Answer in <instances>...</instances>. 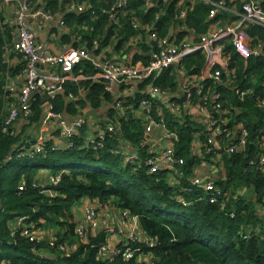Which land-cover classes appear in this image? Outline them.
<instances>
[{"label": "trees", "instance_id": "16d2710c", "mask_svg": "<svg viewBox=\"0 0 264 264\" xmlns=\"http://www.w3.org/2000/svg\"><path fill=\"white\" fill-rule=\"evenodd\" d=\"M88 4V11L83 14H66L65 8L69 2ZM115 0H41L44 9L52 15L64 14L67 27L72 36H80L81 41L75 47H84L92 51L93 41L105 47L114 32L108 19L102 15ZM187 1V0H185ZM261 7L264 10V0ZM136 16H144L141 3L135 0L131 5ZM175 3L170 4L174 10ZM5 8L0 5V262L4 264H264V168L259 164V158L264 155V110L259 101L264 100V59L251 57L246 60L233 54L231 46L227 52H232V68L235 70L234 86L248 95L242 101L234 94H227L225 86L212 87V93L221 94V100L228 102L234 109L230 117L229 127L233 130L242 124L248 132V145L243 152L229 156L224 154L226 175L217 186L224 195L225 208L195 202L191 206L180 203L177 197L178 189H172L163 172L149 174L144 165L146 152L141 148L144 129L141 119H128L112 111L108 118L118 121L119 138L129 140L138 146L140 160L134 164H124L122 158L115 154L116 138L108 140L104 149H85L79 139L73 140V147L47 155H37L33 158L5 161L12 153V147L19 136L2 134V104L13 101L9 88L15 84L13 79L17 74H24L28 62L17 55L13 49L15 28L6 16ZM210 6L196 2L188 11L187 24L197 34L207 32L210 20ZM152 11V10H151ZM149 11L148 13H150ZM94 12V16H92ZM5 22L7 24H5ZM123 30L117 33L118 45L134 35L127 20L123 21ZM83 27L87 28L82 29ZM41 30V26L38 25ZM165 31V27L163 28ZM247 34L254 43L264 44V31L249 28ZM106 35V39L105 38ZM61 42L69 43L70 34L63 35ZM123 45V44H122ZM11 59L15 65H10ZM186 68L196 64L199 73L201 61L185 62ZM73 75L91 78L96 73L89 62H81L73 69ZM12 83V84H11ZM83 85V87H82ZM154 85L160 91H176L175 76L168 74L155 80ZM209 87L212 83L207 84ZM60 89L63 96L58 95L54 101L57 112L66 111L76 114V106L67 104L63 97L69 94L77 97L80 90L84 91L85 100L78 106L89 104L93 110H98L112 99L105 94L102 83L92 81L79 84L62 83ZM192 94H197L196 90ZM142 96L136 98L135 105ZM39 99V96H36ZM47 99V98H43ZM32 108L30 125L41 117L40 102ZM157 108L163 111L167 122L176 128L179 139L175 146L176 158H182L184 165L179 168L186 179L191 176V169L197 165V159L192 152V133L195 123L187 118L179 121L171 117L161 105ZM228 107L227 105H224ZM156 108V109H157ZM153 115L155 116V110ZM119 119V120H118ZM240 133V131H236ZM47 146H49L47 144ZM223 153V152H222ZM252 161L253 165L249 162ZM47 172L56 180V184L42 187L43 175ZM224 180V181H223ZM24 182L25 190L18 191V186ZM226 182V183H225ZM190 193L181 195L186 202H191L203 196L200 188L189 186L184 181ZM241 189V197L238 194ZM43 190H50L54 196L48 197ZM242 191L250 193V199L245 198ZM81 200L91 202L98 212L115 211L118 214L126 212L137 217L140 231L144 238L155 241L156 246L149 249L146 243L129 246L140 248L142 255L150 256L151 262L131 260L121 257L108 258L100 255L102 245L106 243V230L100 229L96 234L87 233L81 237L76 231L83 221H78L74 206ZM264 206V204H263ZM260 207V210L258 208ZM262 209V211H261ZM27 217L26 225L33 224L37 233L35 240L22 234V229L16 227L19 218ZM15 225V226H14ZM248 227L258 228V233H250ZM49 231L52 234L49 235ZM53 241V246L50 242ZM64 248V251L60 249ZM45 251V252H44ZM1 264V263H0Z\"/></svg>", "mask_w": 264, "mask_h": 264}, {"label": "built area", "instance_id": "2783aa9c", "mask_svg": "<svg viewBox=\"0 0 264 264\" xmlns=\"http://www.w3.org/2000/svg\"><path fill=\"white\" fill-rule=\"evenodd\" d=\"M133 1L135 0H115L107 10L102 11V15L107 17L114 32V37L109 39L105 47L100 49L99 42L93 41V49L90 52L84 47L83 49L69 47L64 52L54 55L39 40V33L41 36L46 34L38 29V25L37 33L33 34L27 27L28 22L32 18L36 24L40 20V26L45 22L49 26L46 33L56 36L54 30L64 27L65 13L52 15L44 9L45 5L41 0H37L36 3L34 0H0V5L5 8L6 16L10 20L9 24L15 28L14 52L28 62L24 71V86L19 88L13 84L9 88L13 101L5 104L8 109L2 122V134L15 136V125L19 118L30 119L33 114L32 108L34 105H39L38 102H40L41 115L53 126L50 139L22 140L13 145L12 153L5 161L11 160L12 157L33 158L37 155H47L48 152L62 151L64 148L71 149L74 139L81 140L85 149H104L107 141L113 138L117 139L114 152L122 158L124 164H134L140 160L138 150L133 152L126 150L132 143L119 138L117 120L112 122L107 117L102 123L93 124L89 117L91 108L88 103L82 109V114L73 117L71 122L67 121L64 114L55 110L54 101L57 100L59 95L57 93L61 90L60 84L66 82L79 84L85 80L102 82L106 95L112 99L111 109L120 118L141 119L144 135L139 146L148 147L145 151L147 157L144 165L149 174L166 172L181 176L179 168L184 163L181 158H176L175 146L179 139L176 128L167 122L163 111L157 108V104H161L171 117L179 121L187 118L195 123L192 133L193 149L200 153L206 163L217 162L224 154L233 156L246 149L248 132L242 124L236 125L233 130L229 127L234 109L227 101L221 100V94L212 93V87L225 86L231 89L239 101H243L248 95L249 92L241 93L234 86L236 74L232 68V52H227V47L231 46L233 54L244 60L260 55L264 59V44L254 43L247 34L249 28L264 31V10L261 1L139 0L144 12L141 18H138L132 9ZM196 2L210 6L208 11L210 23L205 34H197L187 24L188 11ZM171 3H175L174 10L170 8ZM39 8L44 11H38ZM88 9L86 2L81 4L69 2L65 12L83 14ZM149 11L151 12L148 13ZM94 14L92 12V16ZM124 20H127L134 35L128 41L122 42L121 48L117 49L116 34L123 30ZM43 28L44 25L41 26V29ZM82 29L87 31L85 27ZM72 39L75 40L74 42L80 40L78 36H73ZM104 54L111 55L106 65L101 64ZM193 59L196 63L199 61L202 63L199 73H193L197 70L196 64H190V69L184 67L186 61ZM81 61L90 62L98 72L89 79L82 76L75 77L72 74L73 68ZM171 68H176L179 73L175 77L180 82V90L177 94L171 90L160 91L154 85L155 80L160 79ZM209 82L212 83L211 87L207 85ZM193 90H196L197 94H192ZM184 95L185 99L182 101ZM36 96H39V99H36ZM140 96H142L140 100L132 105V102H136V98ZM78 99L86 101L83 90L79 91L77 97L69 94L66 98L68 101ZM259 106L264 110V100L259 101ZM154 109H156L155 116ZM238 130L240 133H236ZM155 131H160L161 134L154 140L152 134ZM231 138H236V143H227ZM262 145L264 148V143ZM249 163L253 165L252 161ZM259 164L264 168V155L259 158ZM169 181L173 184L170 179ZM54 184L56 180L51 179L50 185ZM191 186L200 188L204 195L186 202L181 195L190 193V189L181 186L178 201L183 205L191 206L195 202H208L221 206L222 210L225 208L226 201L222 200L225 194L218 188L215 179L210 178L204 183L195 181ZM24 190L25 183L22 182L18 186V191ZM42 193L48 197L54 196L50 190H43ZM261 204L264 207V199L261 200ZM84 208L83 221L76 231L81 237H85L88 232L94 235L100 229L106 230L107 240L99 251L101 256L107 254L111 260L114 257H121L127 262L131 260L151 262L150 256H143L140 248L129 246L130 243L133 245L146 243L149 249L156 246L154 240L142 236L137 217L121 212L118 214L120 227L113 229L114 221L111 219L108 222V219H103L98 208L92 203L86 204ZM26 220L27 217L19 218L16 227L21 228L22 234L33 241L37 233L41 232L35 230L33 224L26 225ZM50 246H53V241L50 242ZM60 249L64 251L63 247ZM0 263L4 264V261Z\"/></svg>", "mask_w": 264, "mask_h": 264}, {"label": "crops", "instance_id": "0c3cea01", "mask_svg": "<svg viewBox=\"0 0 264 264\" xmlns=\"http://www.w3.org/2000/svg\"><path fill=\"white\" fill-rule=\"evenodd\" d=\"M35 3L37 2V0H34ZM41 22V21H40ZM47 25H44V27H46ZM49 28V26H47ZM42 32H44L46 34V36H41V33H39V40L42 41L41 43H43L46 46V49L54 55H58L62 52L65 51L66 48H68L72 42L69 40V43H62L61 40L63 37L60 36V34L58 35H49L46 33V29H41ZM79 42V41H78ZM57 45L59 46V48H57ZM10 65H15V60L11 59L10 61ZM17 76H20L19 78H15L13 79L12 82H14L17 87H21L23 85L24 82V75L19 74ZM176 79V83H177V90L174 93H178L180 90V82H178V79ZM20 83V84H18ZM228 89V88H227ZM232 90L228 89L227 94H232ZM59 95L62 97L63 96V92L60 90L59 91ZM185 97V95H184ZM63 99H65V102L67 104H73V106H76V114L71 115L66 111V108L63 109V111L61 112L62 114H64L66 116L67 121L71 122L73 120V117H75L78 114H82V109L86 107V104H84V106L79 107L78 103L79 102H83L82 99H78L77 101H68L66 100L65 97H63ZM227 101V100H226ZM91 108V107H89ZM7 109L8 107L5 106V104H2V111H1V115L3 116L4 114L6 115L7 113ZM112 109H111V104L110 103H105L102 105V107H100V109L98 110H93L92 108L89 109V117L91 119V121L95 123L100 122L102 123L104 120H107V117L109 116V114L111 113ZM53 132V126L49 123V121H47L43 115H41V117H39V120H37L36 123L31 124L29 122V119H24L22 117L19 118L18 122L15 125V136H19V140L17 143L22 142V140L25 141H35V140H45V139H50L49 135H51ZM161 134L160 131H155L152 134V139H156L159 135ZM161 148V147H160ZM192 148H193V144H192ZM126 150L133 152L138 150V146L136 145H130L126 148ZM146 151V150H144ZM139 152V150H138ZM200 154V153H198ZM211 161H201L200 157H199V161H198V165H196L194 168L191 169V177L190 179L192 181H198L200 183H204V181L207 178H212L216 180V183L218 184V182L224 178V176L226 175L225 172V164H224V155L221 156V158L217 161V162H211ZM41 174L43 175V181L41 183L42 187H46L48 186V184H50V180H51V176L49 173L45 172H41ZM167 177L172 181L174 188H177L178 191L180 189L181 186L184 185V179H182L180 176H176L172 173H167ZM168 179V183H170ZM224 181V180H223ZM226 183V182H225ZM238 194H240L241 197V189L239 190ZM242 194H245V198L246 199H250V193L248 191H242ZM226 198H227V194H226ZM242 198V197H241ZM91 203L86 201L85 205ZM84 205V207H85ZM258 208V207H257ZM258 210H260V207L258 208ZM84 211L85 208L83 209V218H84ZM100 216L103 217V219H108V222L111 221V219L114 221L113 222V229L114 227L119 228L120 225L118 223V213L113 211H108L105 212H99ZM105 216V218H104ZM83 220V219H82ZM80 220V221H82ZM79 221V222H80ZM16 224V223H15ZM15 226V225H14ZM250 233H258V228H254V227H248ZM52 234V231H49V235Z\"/></svg>", "mask_w": 264, "mask_h": 264}, {"label": "rangeland", "instance_id": "374dc122", "mask_svg": "<svg viewBox=\"0 0 264 264\" xmlns=\"http://www.w3.org/2000/svg\"><path fill=\"white\" fill-rule=\"evenodd\" d=\"M83 2H85V1H83ZM80 4H81V2H80ZM38 11H44L43 9H41V8H39L38 9ZM40 24V20H39V23L38 24H36L35 22H34V20H33V18L28 22V28H29V30H31V32L33 33V34H36L37 33V29H36V26L37 25H39ZM43 25H47L45 22H43V24H41V26H43ZM44 29H47V26L46 27H44ZM54 32H55V34L56 35H58V34H60V36L62 37L64 34L65 35H68V34H70V37L72 38L73 36H72V31L71 30H69V28L67 27V21H66V19H64V27H63V29H56V30H54ZM78 38H80V36H78ZM70 41L72 42V44L69 46V47H72V48H76V49H83V47H80V46H78V47H75L74 46V44H76V43H79L80 41H81V38H80V40H79V42H74L75 40H71L70 39ZM68 47V48H69ZM57 48H59V46L57 45ZM251 48L252 49H254L252 46H251ZM67 49V48H66ZM65 49V50H66ZM258 57H262L261 55L260 56H258ZM110 58H111V55H109V54H104V59H102L101 60V64L102 65H106L108 62H109V60H110ZM263 58V57H262ZM81 62H83V61H81ZM80 62V63H81ZM85 62H87V61H85ZM79 63V64H80ZM90 63V62H89ZM78 65V64H77ZM76 65V66H77ZM93 66V65H92ZM94 67V66H93ZM184 67H185V69H187L186 68V65H184ZM95 68V67H94ZM74 69V68H73ZM95 70H96V73L98 72V69L97 68H95ZM73 72V71H72ZM95 73V74H96ZM169 73H172L173 74V76H178L179 75V73L177 72V70H176V68H171L168 72H166L165 74H169ZM73 74V73H72ZM94 74V75H95ZM165 74H163V75H165ZM18 75V74H17ZM24 75V74H23ZM93 75V76H94ZM77 77V76H76ZM83 77V76H82ZM17 78H19L20 79V76H17ZM85 78V77H84ZM92 78V77H91ZM85 79H89V78H85ZM89 81H92V82H94V83H102V82H95V81H93V80H85V81H81V82H79V83H82V82H89ZM18 84H20V83H18ZM24 84H25V77H24V82H23V85L21 86V87H23L24 86ZM21 87H19V88H21ZM82 87H83V85H82ZM104 87V86H103ZM166 91H168V90H166ZM57 94H59V92L57 93ZM83 94H84V91H83ZM86 94V93H85ZM105 94H107L106 92H105ZM227 143H229V144H233V143H236V138H231V139H229V140H227ZM223 144H224V141H223V143H221L220 144V146L221 147H223ZM141 148H144V150H147L148 149V147H146V146H142ZM192 152H193V156L197 159V163H198V161H199V157H200V160L201 161H204L203 159H202V157H201V155L200 154H198L196 151H195V149H192ZM182 159V158H181ZM183 160V159H182ZM183 162H184V160H183ZM183 165H184V163H183ZM182 165V166H183ZM198 165V164H197ZM194 168V167H193ZM165 175H167V173L166 172H163ZM182 179H184L183 181H187V183L189 184V186H191V183L192 182H195V181H192L191 179H190V177L191 176H189L187 179H186V177L183 175V172H181V176H180ZM210 178H207L205 181H208ZM204 181V182H205ZM200 183V182H199ZM169 184V186L172 188V189H175L174 188V185L173 184H171V183H168ZM182 187H186L185 185H183ZM177 199H178V197H177ZM85 203H86V201H84V200H81L79 203H77V204H75V206H74V211H75V215H76V217H77V220L78 221H80L81 219H83V209H84V205H85ZM45 252V251H44Z\"/></svg>", "mask_w": 264, "mask_h": 264}, {"label": "water", "instance_id": "95a60500", "mask_svg": "<svg viewBox=\"0 0 264 264\" xmlns=\"http://www.w3.org/2000/svg\"><path fill=\"white\" fill-rule=\"evenodd\" d=\"M104 39H106V35H105V38H104ZM184 99H185V97L182 98V101H183Z\"/></svg>", "mask_w": 264, "mask_h": 264}]
</instances>
